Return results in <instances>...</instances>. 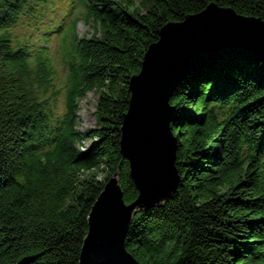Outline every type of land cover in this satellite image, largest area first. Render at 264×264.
I'll return each instance as SVG.
<instances>
[{"label":"trees","instance_id":"trees-1","mask_svg":"<svg viewBox=\"0 0 264 264\" xmlns=\"http://www.w3.org/2000/svg\"><path fill=\"white\" fill-rule=\"evenodd\" d=\"M62 1L67 12L0 0V264H80L106 183L118 174L125 202L138 199L120 150L129 83L166 25L211 4L264 21V0ZM89 93L95 127L80 130ZM171 104L180 185L134 216L127 251L142 264H264V61L198 69Z\"/></svg>","mask_w":264,"mask_h":264},{"label":"water","instance_id":"water-1","mask_svg":"<svg viewBox=\"0 0 264 264\" xmlns=\"http://www.w3.org/2000/svg\"><path fill=\"white\" fill-rule=\"evenodd\" d=\"M223 59L264 61V21L211 4L161 30L140 73L130 79L120 142L139 197L125 202L118 174L106 183L89 216L80 264H142L126 249L134 216L173 198L181 181L178 139L171 129L177 111L171 100L192 73Z\"/></svg>","mask_w":264,"mask_h":264},{"label":"rangeland","instance_id":"rangeland-1","mask_svg":"<svg viewBox=\"0 0 264 264\" xmlns=\"http://www.w3.org/2000/svg\"><path fill=\"white\" fill-rule=\"evenodd\" d=\"M54 1H55L56 5L62 4L64 2L62 0H54ZM141 1L142 0H139V3ZM141 7H143V5H141ZM59 10L67 11V6L65 4H62V6L60 7ZM77 30H78L79 36L82 37V38H90L94 34L93 29H91L90 27L86 26L82 22L78 24ZM97 99H98V94L97 93H89V94L86 95V97L84 99L79 101V107H78L79 109H78L77 116L79 118V123H80L79 128H80V130H84L86 128L95 127L94 113H95V109H96ZM52 107L53 108H58L59 111L62 112V103H56V101L53 100ZM89 146H90V142H87L86 148L89 147ZM103 168L104 167H102L101 169H99L98 171L93 173V175H97L99 179H101L103 181H106L107 173L104 171ZM90 175H92V174H86L85 176H90Z\"/></svg>","mask_w":264,"mask_h":264}]
</instances>
